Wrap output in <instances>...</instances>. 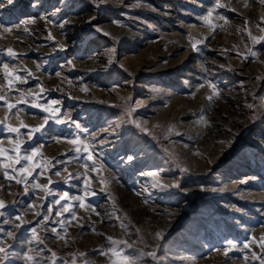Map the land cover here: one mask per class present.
<instances>
[{"label": "rangeland", "instance_id": "obj_1", "mask_svg": "<svg viewBox=\"0 0 264 264\" xmlns=\"http://www.w3.org/2000/svg\"><path fill=\"white\" fill-rule=\"evenodd\" d=\"M104 26L112 34L97 30ZM262 29L260 0H220V6L217 0H3L0 163L7 167L0 168V247L9 256L0 264H28L25 253L32 264H121L116 250L137 257L127 264H261ZM172 104L169 119L183 107L194 116L172 122V138L163 142L144 126ZM198 124L230 146L200 172L185 169L167 148L178 146V156L193 152ZM17 142L21 162L14 164ZM33 150L31 162L22 158ZM32 164L39 167L27 181L14 171ZM152 197L174 224L150 248L133 239L145 231L129 212L131 204L147 209ZM151 251L158 260L146 255Z\"/></svg>", "mask_w": 264, "mask_h": 264}, {"label": "bare ground", "instance_id": "obj_2", "mask_svg": "<svg viewBox=\"0 0 264 264\" xmlns=\"http://www.w3.org/2000/svg\"><path fill=\"white\" fill-rule=\"evenodd\" d=\"M99 30L101 32L112 34L114 31L113 27L110 26H104L101 27ZM194 99V98H193ZM196 101H191V104H195ZM173 107H175L174 104L169 106V111L160 112L155 118L152 119L148 124H146L145 130L146 131H153L155 135L161 136L162 135V141L168 142L169 139L172 138V134H170V127L171 123L178 120V119H190L194 116L193 113L189 112V107H183L181 108L178 113H176L172 118H168L170 115V112L172 111ZM155 110V109H154ZM151 110V111H154ZM236 124V122H234ZM213 123H208L207 126L211 127ZM190 127V125H187L183 130ZM208 127H203L202 125L197 126L195 132H194V140L197 144L195 146V150L193 152H189L186 149H183L181 153H179V156L176 154L180 152L177 150L179 147L176 148H168V152L174 156H177V161L181 162L185 169L194 168L196 171H203L205 170V164L208 163L211 166H215L217 163H219L224 157V151L229 150L230 146L229 143H226L223 139L220 137L214 135L212 132L207 130ZM190 129V128H189ZM182 130V131H183ZM181 131V132H182ZM165 135V136H164ZM178 135V134H177ZM175 137V136H174ZM200 142V143H199ZM172 146V145H171ZM215 154V156L211 157V154ZM210 156V159L208 157V161L200 160L203 156ZM210 168V167H209ZM159 176L160 173H157ZM160 187L158 190H148L145 191V193L149 196L153 194H157L158 191H160ZM158 200L156 198L152 197L150 200V205H148L147 209L142 206H135L131 204V213L129 212V215L131 217V220L134 222L135 227H137L139 230H144L145 232L144 237L141 238H133L137 239L139 243L145 247H154V245L163 237L165 236L169 230L173 227L174 223H170L167 221V218L172 216V213L169 210L163 211L161 207H159L157 204H155ZM149 227H151L149 229ZM154 231H152V230ZM160 233V237L157 238L156 234ZM148 240V241H147ZM136 250H140L139 248L135 247Z\"/></svg>", "mask_w": 264, "mask_h": 264}, {"label": "snow or ice", "instance_id": "obj_3", "mask_svg": "<svg viewBox=\"0 0 264 264\" xmlns=\"http://www.w3.org/2000/svg\"><path fill=\"white\" fill-rule=\"evenodd\" d=\"M2 2H3V0H0V3H2ZM8 2H9V3H12V0H8ZM260 3H261V4H264V0H260ZM217 6H220V0H217ZM226 22H227V21H226ZM97 30L99 31V29H97ZM262 30H264V29H262ZM105 35H108V34L105 33ZM253 39L255 40V38H253ZM257 42H258V41H257ZM193 47H194V49H195L196 45H193ZM8 53H9L10 55H14L12 49H8ZM252 55H255V53H252ZM5 67H6V66H5ZM7 75L11 76L12 74H11V73H7ZM29 75H31V73H29ZM57 75H59V73H58ZM15 79H16V80H22V81L25 82V83L27 82L26 79H24V78H22V77H20V76H16ZM9 84L11 85V81L9 82ZM209 86L212 87V85H209ZM214 94H216L215 91H214ZM0 100H4V97H3V96H0ZM21 102H22V101H21ZM55 103H56V101H52V102H51V104H55ZM51 104L49 105V107H51ZM37 106H38L37 104H33V105H32V107H37ZM15 107H16V105H14V104H7V108H8L9 110H11V109H13V108H15ZM250 107H251V106H250ZM41 110H42V111H48V108H42ZM54 111H57V110H54ZM46 122H47V121H45V123H46ZM64 122H65V121L60 120V119H57V120H56V123H64ZM76 128H77V129H80L81 126H80L79 124H76ZM7 130H8L10 133H19V129H18V128L8 127ZM32 131H33V132H38V131H40V128H35V129H33ZM31 135H32V132H29V136H30V137H31ZM70 142L73 143V144H77L79 141H77V140H72V141H70ZM19 148H20V144H19V142H17V144H16L17 155H16L14 158H12V163H14V164H19V163L21 162V156L19 155ZM77 151H80V149H77ZM84 151H86V152L88 151L87 146H85ZM3 154H4V149L0 148V155H3ZM36 155H37V150H33V152H32L31 155H25V156H23L22 158H23L24 160H27V161L31 162L32 159H33V157L36 156ZM93 155H94V153L89 152V154L87 155V160H89V161L93 160ZM129 159H131V157H130ZM5 167H7V166L4 165L3 163H0V168H5ZM37 167H39L38 164H32L31 167L24 166V167H21L19 170H15V169H14V171H17V174L23 173V180L27 181V180L29 179V177H32L33 172H34V170H35ZM94 170H95V169H94ZM181 171H184V169H181ZM56 174L59 175V172H57ZM149 175H153V176H155V175H157V173H149ZM5 177L8 178V179H11V178H12V177L9 176V173H8V172H5ZM16 183H17V184L21 183V180H16ZM87 183H88V178L85 177V184L87 185ZM49 184H51V181H50V180H49ZM161 186H162V185H161ZM177 186H178V185H175V184L172 185V187H177ZM33 187H35V188H41V185H39V184H33ZM41 190H45V191H46V190H47V186H44V188H41ZM67 196H68V194L65 193L64 195L60 196V199L56 200L54 203H55V204H60L61 200L66 199ZM78 199H80V207H84V206H85V201H84L82 198H78ZM4 207H5L4 202H3L2 200H0V209H3ZM48 211H49V213H51V211H52L51 207H49ZM63 211H64V212H68V211H69L68 207L65 206V207L63 208ZM37 214L39 215V213H37ZM2 215H3V213L0 212V216H2ZM56 215H57V216H60L61 213H60V212H57ZM16 219L19 220V219H21V217H20V216H17ZM44 219L47 220L48 217L45 216ZM72 219H75V217L73 216ZM52 231H53V232H56L57 230H56L55 228H53ZM32 232H33V233L36 232V228H35V227L32 228ZM7 235H8L10 238H14L12 232H8ZM160 235H161L160 233H157V234H156L157 238H159ZM112 243L115 244V243H117V242H116V241H112ZM229 246H230V247H235V245L231 244V242H230V245H229ZM244 247L247 248V247H248V244H245ZM29 251H31V249H29ZM0 254H3L2 256H0V260H6V259L8 258V256H9V253H8V251H7V249H6L5 247H0ZM101 254H103V253H101ZM114 254L120 257L121 264H127V262H130V261H133V260L137 259V257H131V256H128V255H126V254L121 253L119 250H116V251L114 252ZM225 254L227 255V251L225 252ZM142 255H143V254H142ZM146 255H147L148 257H150V258H151L152 260H154V261L158 260L157 253H156L155 251L148 252ZM53 256H55V253H53ZM23 259H24L26 262H28V264H32L33 257L29 256L27 253H25V254L23 255ZM261 264H264V259H261Z\"/></svg>", "mask_w": 264, "mask_h": 264}]
</instances>
